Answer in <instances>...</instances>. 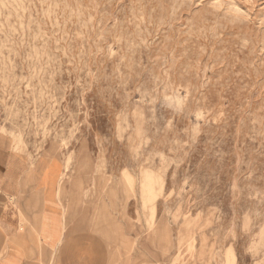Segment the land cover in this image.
Masks as SVG:
<instances>
[{
    "label": "rangeland",
    "instance_id": "374dc122",
    "mask_svg": "<svg viewBox=\"0 0 264 264\" xmlns=\"http://www.w3.org/2000/svg\"><path fill=\"white\" fill-rule=\"evenodd\" d=\"M45 159L39 264H264V0H0L2 182Z\"/></svg>",
    "mask_w": 264,
    "mask_h": 264
},
{
    "label": "crops",
    "instance_id": "0c3cea01",
    "mask_svg": "<svg viewBox=\"0 0 264 264\" xmlns=\"http://www.w3.org/2000/svg\"><path fill=\"white\" fill-rule=\"evenodd\" d=\"M59 165L57 172H51L45 159L36 183L29 186L23 183L25 178L19 183L16 171L6 175L8 183L2 182L0 174V264H39L40 251L61 241L64 221L57 195L63 171ZM0 169L4 171L5 163H0ZM27 175L23 172L21 177Z\"/></svg>",
    "mask_w": 264,
    "mask_h": 264
}]
</instances>
